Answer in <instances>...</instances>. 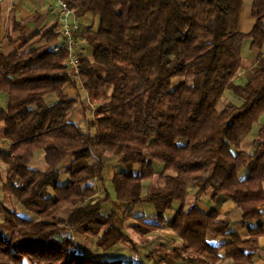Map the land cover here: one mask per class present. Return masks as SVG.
Returning <instances> with one entry per match:
<instances>
[{
	"label": "trees",
	"instance_id": "1",
	"mask_svg": "<svg viewBox=\"0 0 264 264\" xmlns=\"http://www.w3.org/2000/svg\"><path fill=\"white\" fill-rule=\"evenodd\" d=\"M63 1L77 20L91 21L76 34L90 50L89 58L79 56L77 80L68 73L67 53L53 50L56 26L40 35L44 45L35 50L24 52L28 41L20 35V49L0 53L6 100L0 124L8 146L0 152L2 191L21 208L18 213L0 202V264H125L126 257H102L126 241L125 217L104 214L111 200L124 205L128 219L134 206L153 207L154 214L132 218L140 236L164 227L174 233L180 245L164 248L159 264L168 257L179 264H251L263 227L248 229L242 240L218 210L233 203L245 229L264 212V126L251 155L239 150L240 139L264 115V58L243 85L234 82L243 43L249 40L257 51L264 44V0L252 1L254 25L247 34L239 31L242 0ZM66 86L77 95H65ZM226 92L240 104L218 113ZM86 102L96 104L91 120ZM77 106L84 129L68 121ZM107 155L117 164L106 178ZM37 156L43 169L33 165ZM153 176L158 184L149 187ZM96 181L105 195L100 202L89 201ZM190 189L196 201L210 193L208 214L194 205L183 209ZM74 203L62 226L52 222ZM69 228L93 238L100 252L80 253ZM208 235L227 240L215 245Z\"/></svg>",
	"mask_w": 264,
	"mask_h": 264
},
{
	"label": "crops",
	"instance_id": "2",
	"mask_svg": "<svg viewBox=\"0 0 264 264\" xmlns=\"http://www.w3.org/2000/svg\"><path fill=\"white\" fill-rule=\"evenodd\" d=\"M253 0H242L243 5L241 9L239 31L247 34L251 31L254 25V19L250 16V8ZM50 0H0V53L4 56L9 55L16 49H20L23 46V40L20 35H23L24 39L28 42L24 44L23 51L35 50L44 45V41L40 38L48 29L55 26V19L48 13V6ZM14 22L19 25L17 28L14 27ZM90 20L88 18L78 19V23L81 27L89 25ZM20 26V27H19ZM78 41V56L83 55L84 57H90V50L82 41ZM251 42L245 41L241 48V59L240 68L234 82L237 85H243L247 79L251 78L256 71L257 61L260 58H264V44L260 51L250 49ZM70 86L64 88L65 95L69 97H75L77 91L73 93ZM223 101V104H222ZM222 101L217 105V112L223 110L231 111L235 107L239 106L240 102L234 98L229 92H226L222 97ZM6 109V100L3 96L0 98V111ZM75 117V118H74ZM77 115L73 114L68 117L69 122H77ZM81 126V125H80ZM264 126V115H262L256 124L253 125L251 132L242 137L239 141V150L245 154L251 155L253 142L257 137V133L261 127ZM84 129V128H83ZM8 146L3 138V129L0 124V152H6ZM1 164V163H0ZM5 177V167L0 165V202L3 201L2 195V180ZM262 189L264 191V183H262ZM194 189L189 190L186 202L183 205V209L187 210L192 205L201 213L208 214L214 207L210 200V193L202 196L198 201L192 200L194 195ZM178 204L174 206L178 208ZM122 206L121 209H123ZM172 217L170 213L169 220ZM218 218H228L230 221L229 232L233 235H237L240 239L245 240L248 238L247 230L255 229L258 226H262L264 230V212L260 219L251 220L248 222L246 229L242 226L241 213L235 207L233 203L225 202L218 210ZM168 232L172 233L168 228ZM173 236L170 238L173 242V246H177L175 243H179L177 237L172 233ZM167 235V234H166ZM208 241L215 245H221L227 239H218L214 236H208ZM257 251L254 260L251 264H264V233L257 241ZM97 250V249H96ZM98 251L96 252V254ZM102 257L109 261L112 256L107 253H102ZM121 257L115 259L120 260ZM164 264H169L167 261ZM218 264H231L229 260L223 259Z\"/></svg>",
	"mask_w": 264,
	"mask_h": 264
},
{
	"label": "rangeland",
	"instance_id": "3",
	"mask_svg": "<svg viewBox=\"0 0 264 264\" xmlns=\"http://www.w3.org/2000/svg\"><path fill=\"white\" fill-rule=\"evenodd\" d=\"M177 80L178 79H174L173 80L174 83L177 82ZM71 89H72L71 90L72 92L73 91L75 92V90L72 87H71ZM81 97H82V99L85 98L83 93L81 94ZM221 101H222V98H221L220 102ZM87 102H86V104L89 105V110H90L87 113V118L91 120L92 115L95 113L96 104L92 103V102L89 104ZM220 102L218 104H220ZM222 104H223V101H222ZM75 110H76V112L74 114L77 115V118H76L77 123H79V125H81L82 128H85L86 124H85V122H83L81 110L79 109V106H77ZM40 159H41V156H37L36 161H35V163H33V165L35 167L43 169L44 165L42 164ZM105 161L107 163V168L105 170L104 176L106 178L110 177V176L112 177L113 166L115 164H117V158L113 157L112 155H107V157L105 158ZM153 168L157 173H160L162 171L161 170L162 166L158 163L154 164ZM167 173L168 172H166L165 174H167ZM5 175H6V169H5ZM4 181H5V177L1 181L2 187L4 185ZM145 184H147L149 187L155 186L156 184H158L157 176H153ZM96 185L98 188L97 193L93 197H91L89 199V201L100 202V201L104 200L105 195H104L103 187L101 186V183L96 181ZM104 187H105L106 191L108 190L110 197H113V189L111 187V183L105 181ZM2 195H3V199H4L3 202H5V205L7 207L13 209L15 212L17 211L18 213H21V211H20L21 208L18 205V203L14 200L13 197L8 196L6 198V195H5V193H3V191H2ZM192 200H194L193 197H192ZM194 201L196 202V200H194ZM76 206H78L77 203L69 205V207L64 209L59 214H57L56 219L53 220L52 222L53 223H59L60 226H62V224L60 222L65 221V219H67V217L69 215L70 210L74 209ZM122 206H124V205L119 203V202H114L112 200L107 202L103 206L104 214H105V212L107 213L108 211L112 210L115 214L119 215L120 217H122V216L125 217V222L123 225V234L126 237V241L119 243V244L107 249L103 253H107V254L112 255V256H109L110 257L109 261H116L115 259H117L119 257H121V258L126 257V258H124L126 260L125 264H129L128 263L129 260L127 258L131 257L133 259V262L135 261V263H138V264L139 263L140 264H159L161 258L164 259V256L162 255L163 250H165L164 248H166L167 251H170L169 247L173 248L174 243L171 242V240H170V238H172L173 234L168 232V230L164 227L163 229L154 231L148 235L140 236V234L135 232L133 229L135 224H138V223L137 222L135 223L134 219H132V218H133V216H137L140 214H142V215L154 214L153 207L149 204H141V205L134 206L131 209L132 214L130 215V218L128 219V217H127L128 214L125 213L127 210L125 207L123 209H121ZM173 214H174V212H172V215ZM49 223H51V221ZM68 233L70 235L69 236L70 241L76 245L79 252L82 253L83 255H92V254H96V252L99 251V250H96V247L94 244L95 240L93 238L81 235V234L77 233V231L73 228H69ZM208 236H212V235H208ZM216 238L221 239V240L224 239V237H216ZM175 244L177 246H179L180 242L179 243L177 242ZM149 256H150V258H153V259H151V261H148V260L143 258V257H149ZM165 260L169 264H179L177 262L172 261V259H170L169 257ZM130 262H132V261H130ZM180 264H183V263H180Z\"/></svg>",
	"mask_w": 264,
	"mask_h": 264
},
{
	"label": "built area",
	"instance_id": "4",
	"mask_svg": "<svg viewBox=\"0 0 264 264\" xmlns=\"http://www.w3.org/2000/svg\"><path fill=\"white\" fill-rule=\"evenodd\" d=\"M48 13L55 19L56 33L59 38V43L53 50L54 52L64 50L67 53L68 73L73 80H77L80 73V64L76 34L80 31L81 26L63 0H50Z\"/></svg>",
	"mask_w": 264,
	"mask_h": 264
}]
</instances>
